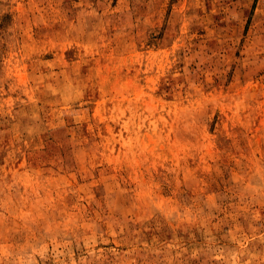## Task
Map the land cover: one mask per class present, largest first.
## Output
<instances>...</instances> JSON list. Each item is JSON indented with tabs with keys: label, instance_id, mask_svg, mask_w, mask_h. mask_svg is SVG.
<instances>
[{
	"label": "rangeland",
	"instance_id": "rangeland-1",
	"mask_svg": "<svg viewBox=\"0 0 264 264\" xmlns=\"http://www.w3.org/2000/svg\"><path fill=\"white\" fill-rule=\"evenodd\" d=\"M0 264H264V0H0Z\"/></svg>",
	"mask_w": 264,
	"mask_h": 264
}]
</instances>
